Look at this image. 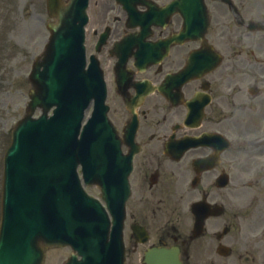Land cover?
I'll list each match as a JSON object with an SVG mask.
<instances>
[{
	"label": "flooded vegetation",
	"instance_id": "obj_1",
	"mask_svg": "<svg viewBox=\"0 0 264 264\" xmlns=\"http://www.w3.org/2000/svg\"><path fill=\"white\" fill-rule=\"evenodd\" d=\"M214 89L210 93L214 97ZM212 103V101H211ZM210 103V105H211ZM215 116V110L211 112L210 118ZM160 127V125H157ZM227 130L230 125L225 126ZM158 133L162 130L157 129ZM224 132L228 131L224 130ZM155 139V133L145 135L140 139L141 152L136 157V170L139 172V178L143 182V190L139 195V206L131 213L132 224L144 226L149 234L153 245L178 246L181 250L187 244V237L184 231L185 219L178 218V213L184 211L186 195L182 189V183L187 177L190 163L182 164L181 161L175 162L178 168L164 169L163 160L156 166L150 161L156 156V151L151 142ZM230 152L220 150L219 146L215 149H208L203 152L196 150L197 158H205L207 164L205 170H200L196 184L197 199L205 201L212 206H222L223 213L207 216L205 219V229L202 234V245L216 248L220 245L219 238L224 244L231 245L232 239L229 236L230 228L236 226L237 218L247 206L259 204V199L250 202L248 205L241 203V197H250L252 185L244 183L241 179L237 184L235 177L236 158L229 155ZM219 156L215 163L214 170L210 171L209 166L214 164L213 160ZM194 159V158H193ZM221 180L226 181L225 185ZM148 185V187H147ZM175 186L174 194L172 195ZM257 189H264L259 182L255 184ZM172 196L176 206L170 204ZM258 198V197H257ZM220 227H223V235L219 233ZM228 234V235H227ZM135 238V236H134ZM136 238L134 239V241ZM137 242V240H136ZM216 259L212 260L215 264Z\"/></svg>",
	"mask_w": 264,
	"mask_h": 264
},
{
	"label": "rangeland",
	"instance_id": "obj_2",
	"mask_svg": "<svg viewBox=\"0 0 264 264\" xmlns=\"http://www.w3.org/2000/svg\"><path fill=\"white\" fill-rule=\"evenodd\" d=\"M48 21L45 0H0V153L10 142L6 132L25 114L28 75L48 42Z\"/></svg>",
	"mask_w": 264,
	"mask_h": 264
}]
</instances>
